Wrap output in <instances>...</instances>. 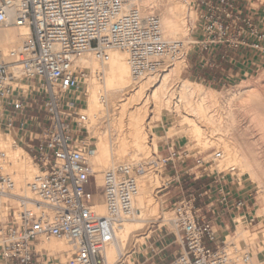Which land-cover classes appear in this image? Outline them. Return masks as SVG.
Listing matches in <instances>:
<instances>
[{"label":"built area","instance_id":"obj_1","mask_svg":"<svg viewBox=\"0 0 264 264\" xmlns=\"http://www.w3.org/2000/svg\"><path fill=\"white\" fill-rule=\"evenodd\" d=\"M250 2L196 0L198 19L190 23L189 34L198 51L209 55L202 57L203 68L218 53L221 61L244 49L264 54V31L250 13ZM12 24L29 26L31 36L9 56L0 52V130L14 132L38 173L29 185L30 197L19 194L11 178L0 177V264H124L120 259L110 263L107 254L119 226L136 212L148 165L114 167L98 187L87 162L96 145L82 111L88 70L75 67L74 58L92 51L105 61L109 51L126 50L138 80L187 58L185 43L166 40L157 18L143 17L135 0H0V29ZM168 149L158 157L164 170L188 157L187 150ZM207 159L218 161L221 153ZM224 177L219 172L210 177L213 189L205 186L198 196L203 207L196 209L194 194L174 204L167 235L173 234L181 250L170 264L251 263L248 253L239 252L234 259L215 221L202 215L204 209L218 214V206L229 214L247 207L243 198L231 199ZM91 184L105 216L93 210L97 203L87 191ZM244 219L255 221L250 214ZM52 240L66 242L72 250L49 252L43 244ZM149 249L154 252L156 246Z\"/></svg>","mask_w":264,"mask_h":264},{"label":"bare ground","instance_id":"obj_2","mask_svg":"<svg viewBox=\"0 0 264 264\" xmlns=\"http://www.w3.org/2000/svg\"><path fill=\"white\" fill-rule=\"evenodd\" d=\"M135 3L143 17L157 18L166 40L183 41L186 48L191 45L188 23L193 21L195 24L197 13L189 0H135ZM30 36L31 30L27 25L12 24L1 28L0 52L5 57L9 56L12 51L19 50ZM185 59L136 80L131 71L130 54L126 50L109 51L105 61H99L92 51L74 58L75 67L88 70L86 106L82 111L89 118V138L94 141L93 136L97 140V149L87 162L98 187L103 186L105 173L114 167L132 168L139 163L148 165L140 179L141 192L136 199V212L119 226L116 243L108 250L110 263L120 259L124 264H135L136 255L153 234L152 226L156 223L171 224L172 216L160 212L161 203L155 197L156 190L166 185L157 174L158 167H155L160 150L155 131L164 122V117L166 121L174 119L179 128L188 124L201 149L216 144L221 150V159H207L208 167L219 173L247 175L249 180L259 185L264 201V156H260L264 153V146H260L264 144V83L252 85L249 82L244 89L234 93L230 91L231 94L225 98L226 110L221 107L225 99L218 102L217 92L213 89L185 79L180 81ZM237 101L240 104L237 107H242L239 112L243 111L242 114L245 112L244 115L248 116L246 125L241 124L240 115L237 116L239 112L235 111L238 109L237 104L234 106ZM37 173L30 155L10 134L4 135L0 131V177L11 178L18 193L30 197L29 185ZM93 210L100 216L106 215L103 202L94 205ZM255 211L254 217L264 220V205L256 206ZM237 221L228 253L236 259L239 252L244 251L240 246L241 239L255 254L261 252L264 232L252 234L244 217ZM143 231L145 233L142 234ZM258 244L260 248L255 250ZM43 247L53 253L72 250L66 242L56 240L45 242ZM251 260L250 264H256L252 256Z\"/></svg>","mask_w":264,"mask_h":264},{"label":"rangeland","instance_id":"obj_3","mask_svg":"<svg viewBox=\"0 0 264 264\" xmlns=\"http://www.w3.org/2000/svg\"><path fill=\"white\" fill-rule=\"evenodd\" d=\"M189 2L192 5L193 9L196 11V0H189ZM250 3L252 5V8L261 9V11H263L262 16L264 17V0H251ZM197 19L198 17L196 18V20ZM254 19L260 23L262 30L264 31V27L261 22V19L259 20L256 17H254ZM192 22L190 21L188 23V30H189V25L190 23L192 24ZM241 35L245 37L244 33H242ZM235 36H238V34H235ZM188 38L192 39V43L190 46L186 48V52L187 54H189V56L185 59L186 64L184 66L182 72V78L180 79V81L185 79L194 82L196 84H199L204 88L213 89L214 91L217 92L216 98L218 102L223 101L228 96V94L234 93L236 92V90L238 91L240 89H244V87L248 86L247 83L249 82H251L249 84L252 85L261 83V81L262 83H264L263 82L264 79L263 78H262L263 80L261 79V76H263V72H264V54L261 52L252 51L250 49L238 50V52H236V53L241 52V56L243 55L244 57V62L245 61L247 62L245 68L242 69V71L236 77L231 79V81H228L225 85H218L215 84L214 82H211L210 80H204L202 74H198V75L195 74V73H199V71L195 70L196 62L198 57L200 58L204 57L207 59L209 55L201 54L198 51L196 45H194L193 43L195 42L194 40L195 37L192 38L190 37L189 34ZM208 67L210 68V66ZM262 83L260 85H262ZM83 92H84V96H83V100H84V98L87 96L86 94L87 85L84 86ZM221 103H220L221 107H224L227 110L226 99L224 100V102ZM238 103H239L238 101L234 103V106L237 104L236 108H238V109L234 108L236 109L235 110L236 112L237 111L239 112V110H241L240 109L241 106L237 107L240 105ZM221 112L223 113L224 110H222ZM240 113L242 114L243 111H240L237 114V116L240 115L238 117L240 118L239 120H241L240 121L241 124L246 125V123L248 122V118H247L248 116L246 117L244 115L245 112L242 115ZM171 129H173L172 133L170 132ZM0 131L4 135L10 134L12 137L14 136V132L12 131H5V130H0ZM155 134L157 135V140H158L157 142L159 144V149H160L156 155L157 162H158V157L166 156L169 151L168 148L172 146H175V148L177 150H180L181 152L187 150V155H188L186 159L182 157L181 160L177 162L176 166L170 165L167 167L166 170H164V168L159 165V162L157 163L158 165L157 174L160 175L162 181L164 182V184H166L165 187H167V189L164 190L160 189L161 191L156 190L155 193L156 199L161 203L160 212L173 216L172 211L174 204L190 194H194V196L197 199V202L195 204L196 209L203 207V205L200 202L201 198H199L198 196L201 193H203L204 190H206L204 189L205 186H209L210 188L213 189L214 185L211 184L212 180L210 179V177L215 176L218 173L216 170H213L212 168L208 167L207 158H209V156H211L214 152H221L220 148L217 147L216 144H213L207 149H201L202 146L198 144V140L193 136L191 128L189 127L188 124H184L182 127L179 128V123H177L174 119L173 121L172 120L166 121L165 117H164V122L160 124V127L155 131ZM207 135L210 136V133L207 132ZM91 137L94 138V142L96 144L97 143L96 138L93 136ZM260 146L262 147L264 146V144H260ZM21 148L24 149L23 147ZM96 149H97V145H96ZM260 156H264V153H260ZM176 171L178 172V174H176ZM221 174H225V173L221 172ZM178 175L180 176V182H181L180 185L177 184V182L179 181V178H177ZM196 176L199 178L198 180H195ZM224 180L227 183L228 189L232 187L233 192H237L238 195L241 196L247 202V207L250 216L251 218H255L254 217V213L256 212L255 207L264 205V201L262 197L263 194L260 192L261 189L259 188V185L249 180V177L247 175L239 176V175H232V173H228L225 174ZM87 191L93 194L94 204L100 203L99 194L97 193V190L95 189L93 184L87 186ZM232 214H234L233 215L234 219L235 217H237V220L239 219V217H244V216H240V214L238 213L232 212ZM202 215L203 216L205 215L208 220H210L211 219L210 217L212 216V214L207 213L205 209L203 210ZM245 222H246L245 225L249 227L252 234L264 232V220L260 218H255V221L253 223H251L250 220L248 221L245 220ZM237 224L238 221L236 223V226H234L233 224L230 227L228 234L222 231L224 234L225 241L227 242V252L229 251V248L232 246V244L230 243V237L232 238L235 237ZM152 228H151L153 232V234L151 235L152 239L150 241L146 239V242L141 247V252H139L136 255L137 262L136 261L135 262L136 264H170L174 256L178 254L179 251L181 250L180 246H178L175 243V237L173 236V234L167 235L168 233L171 232V225L167 223H156L152 226ZM143 233L145 232L143 231L142 234ZM241 243L246 244L247 248H243L241 246ZM150 246L153 247L156 246V250L152 252L151 249H149ZM240 246L244 251H247L250 254V256H252V258L256 261V264H264V246L262 247V251L256 254L255 251L243 239L240 240ZM259 248H260L259 244L255 245V250ZM244 251L243 253H245ZM143 254L144 256H146V258L142 257ZM147 259H149V261H147Z\"/></svg>","mask_w":264,"mask_h":264},{"label":"crops","instance_id":"obj_4","mask_svg":"<svg viewBox=\"0 0 264 264\" xmlns=\"http://www.w3.org/2000/svg\"><path fill=\"white\" fill-rule=\"evenodd\" d=\"M247 8L249 9V6ZM250 13L254 15V17H256L257 19L259 20L261 19V22L264 27V17L262 16L263 11H261V9H258V8L257 9L250 8ZM201 61H202V58L198 57L195 70L199 71V73H195V74L197 75L202 74V76L204 77V80H210L211 82H214L215 84H218V85H222L224 82L231 81V79L236 77L242 71V69L245 68L246 62H247V61L244 62V57L243 55L241 56V52L240 53L230 52L226 61H221V53H218L212 59L210 68L208 67L206 69L203 68L202 65L200 64ZM218 65H220L219 69L216 68ZM229 190L232 194L231 199L237 200L238 198L241 197L238 195L237 192H233L232 187L229 188ZM232 204H233V201H232ZM216 211L218 212V214L212 215L210 217L211 218L210 220L215 221V227L217 231L219 232V236L222 237L223 235L222 231L228 234L226 229H224L223 227L225 226L227 228H230L232 226V220L234 219V216H233L234 214L232 213L229 214L228 212H226V209L224 208V206H218ZM234 211H235L234 213H238L240 214V216H245L246 219H247V216L250 214L248 211V207L242 208L239 211H236V210ZM234 222L235 224L237 223V217H235Z\"/></svg>","mask_w":264,"mask_h":264}]
</instances>
